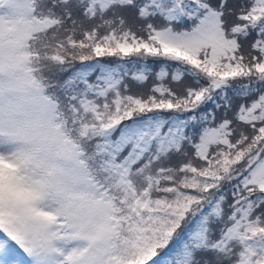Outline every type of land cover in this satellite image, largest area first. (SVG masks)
Returning a JSON list of instances; mask_svg holds the SVG:
<instances>
[{
	"label": "snow or ice",
	"instance_id": "1",
	"mask_svg": "<svg viewBox=\"0 0 264 264\" xmlns=\"http://www.w3.org/2000/svg\"><path fill=\"white\" fill-rule=\"evenodd\" d=\"M0 264H264V0H0Z\"/></svg>",
	"mask_w": 264,
	"mask_h": 264
}]
</instances>
